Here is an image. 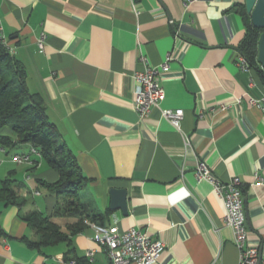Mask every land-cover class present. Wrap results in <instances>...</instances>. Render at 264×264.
I'll use <instances>...</instances> for the list:
<instances>
[{
  "label": "crops",
  "instance_id": "1",
  "mask_svg": "<svg viewBox=\"0 0 264 264\" xmlns=\"http://www.w3.org/2000/svg\"><path fill=\"white\" fill-rule=\"evenodd\" d=\"M242 7L244 0H0L3 35L28 90L87 178L78 201L106 214L72 234L78 218L57 216L60 198L47 187L58 173L41 156L14 163L29 144L0 145V183L14 181L17 197L0 201V264H110L96 229L130 227L163 243L158 264H238L222 201L193 176L198 161L220 182L240 180L247 245L264 264V185L256 179H264V102L249 103L264 97V72L258 63L249 72L237 66ZM142 58L159 70L164 99L139 120L132 75ZM161 109L183 110L179 131ZM112 188L126 191V214L110 209ZM32 211L67 241L30 247L38 237L23 216Z\"/></svg>",
  "mask_w": 264,
  "mask_h": 264
},
{
  "label": "trees",
  "instance_id": "2",
  "mask_svg": "<svg viewBox=\"0 0 264 264\" xmlns=\"http://www.w3.org/2000/svg\"><path fill=\"white\" fill-rule=\"evenodd\" d=\"M241 13L245 15L246 31L238 49L254 69L257 67V42L262 30L253 27L245 6ZM5 128L11 135H0L2 147L29 144L38 150L41 160L58 173V180L47 184V187L55 189L60 198L56 215L78 218L77 223L69 226L72 234L84 227V221L103 222L105 213L94 212L79 203V192L87 178L82 175L75 158L56 143L60 133L48 121L42 98L29 92L23 65L0 45V131ZM16 198L14 181L3 180L0 183V201L16 203ZM23 220L38 237L37 241L28 242L30 247L52 246L67 241V236L59 231L56 224L36 211L25 214ZM3 235L0 228V237Z\"/></svg>",
  "mask_w": 264,
  "mask_h": 264
},
{
  "label": "built area",
  "instance_id": "3",
  "mask_svg": "<svg viewBox=\"0 0 264 264\" xmlns=\"http://www.w3.org/2000/svg\"><path fill=\"white\" fill-rule=\"evenodd\" d=\"M135 9V13L137 14ZM44 37L38 40V49L43 50ZM0 45L10 54L15 51L11 48L4 35L0 19ZM143 70L136 71L132 75L133 109L139 120L148 117L152 108L158 107L164 99V89L160 82L159 70L150 66L145 58H142ZM169 57L160 65L161 70L169 68ZM237 66L244 72L251 71L246 58L239 54ZM239 102V99L237 100ZM261 101L249 99L251 105H261ZM161 117L174 129L180 130L183 118L181 109H161ZM31 155L40 157L36 148H31L28 154L15 155L12 161L16 164H32ZM193 176L197 182H206L211 186L212 192L222 201L224 209V223L233 234V243L239 250L238 264H258V249L247 245V230L244 215V203L241 184L238 178H233L227 183L220 182L211 173L206 163L198 161L195 165ZM257 184L264 185V179L256 178ZM98 242L105 248L110 264H158L164 251V245L160 241H152L146 234L130 227L122 233H116L114 229L97 228ZM92 252L87 253L88 257ZM68 264H78L75 261Z\"/></svg>",
  "mask_w": 264,
  "mask_h": 264
},
{
  "label": "water",
  "instance_id": "4",
  "mask_svg": "<svg viewBox=\"0 0 264 264\" xmlns=\"http://www.w3.org/2000/svg\"><path fill=\"white\" fill-rule=\"evenodd\" d=\"M244 6L246 13L250 15L253 27L262 30L258 37L256 60L264 72V0H244ZM109 194L110 209H120L126 214V191L112 188Z\"/></svg>",
  "mask_w": 264,
  "mask_h": 264
},
{
  "label": "rangeland",
  "instance_id": "5",
  "mask_svg": "<svg viewBox=\"0 0 264 264\" xmlns=\"http://www.w3.org/2000/svg\"><path fill=\"white\" fill-rule=\"evenodd\" d=\"M81 195H82V198L87 197V196H86V192H84V191H81ZM80 198H81V197H80Z\"/></svg>",
  "mask_w": 264,
  "mask_h": 264
}]
</instances>
